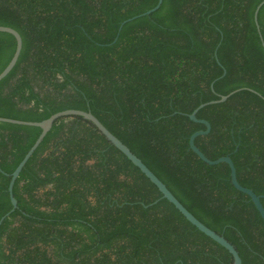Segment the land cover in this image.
<instances>
[{
    "label": "trees",
    "instance_id": "16d2710c",
    "mask_svg": "<svg viewBox=\"0 0 264 264\" xmlns=\"http://www.w3.org/2000/svg\"><path fill=\"white\" fill-rule=\"evenodd\" d=\"M0 0L22 48L0 81V116L91 111L202 223L264 264V4L261 0ZM134 17V18H132ZM132 18L130 20H127ZM127 20L118 33L120 24ZM118 33L117 39L114 41ZM15 38L0 32V72ZM225 72V73H224ZM41 129L0 121V264H232L92 122L57 118L8 193ZM237 147V148H236Z\"/></svg>",
    "mask_w": 264,
    "mask_h": 264
},
{
    "label": "water",
    "instance_id": "95a60500",
    "mask_svg": "<svg viewBox=\"0 0 264 264\" xmlns=\"http://www.w3.org/2000/svg\"><path fill=\"white\" fill-rule=\"evenodd\" d=\"M162 3V0H158L156 5L145 11L144 14H150L152 11L156 10ZM264 4V0H261L255 7L254 13H253V19L254 22L257 26V29H259L258 25V11L260 7ZM134 18V17H132ZM132 18H129L127 20H130ZM123 21L120 24V27L118 29H121L122 25L127 21ZM0 32H7L10 33L14 36L15 41H16V46L14 53L10 59V61L7 63V65L3 68V70L0 72V81L11 71V69L14 67V65L17 62V59L19 57L21 48H22V38L20 33L15 30L14 28L10 26H4L0 25ZM118 33L114 39V41L118 37ZM264 45V42H262ZM225 73V72H224ZM239 89H236L232 92H230L227 95H221L218 99L210 100L204 103L199 104L194 110L189 114V118L195 122L202 123L205 125V129H199L194 131L190 137H189V147L190 149L205 163L209 165H215L220 162H225L229 168H230V181L232 185L239 191L247 194L252 202L254 203L256 209L258 210L261 218L264 220V206L261 202V198L263 195L261 194H256L252 189L245 187L241 185L237 179L236 176V168L235 165L230 157L229 154L220 156L216 159H210L208 158L201 150L200 148L195 144V139L196 137L200 135H204L209 132L210 130V123L205 120L198 118L196 116L198 110L202 108L205 105L208 104H213V103H218V102H223L225 101L231 94L234 92L238 91ZM68 115H77L81 116L84 119L90 121L93 123V125L106 137V139L113 144L117 149H119L135 166H137L148 178L149 180L154 183L159 191L162 193V196L166 198L168 201H170L183 215L184 217L194 226L197 227L202 233L225 247L229 253L232 255V264H242V259L236 249V247L229 242L223 235L217 233L216 231L212 230L208 226H206L204 223H202L199 219H197L174 195L173 193L167 188V186L142 162V160L136 156L129 148L127 145H125L118 137H116L91 111H85L82 109H64L58 112L53 113L50 115L48 118L43 119L41 121H25V120H19V119H13V118H8V117H1L0 116V121L1 122H9V123H14V124H21V125H31V126H37L40 127L41 132L32 144V146L28 149V151L25 153L21 161L18 163V165L15 167V169L9 174V184H8V193L10 197V201L12 204V210H14L17 207V200L13 195V184L15 182V179L19 175L21 169L27 162V160L30 158V156L33 154L34 150L38 147L40 142L42 141L43 137L46 135V133L50 130V128L53 125V122L63 116H68ZM237 148V147H236ZM9 213V212H8ZM6 213L3 215L0 219V222L4 219V217L8 214Z\"/></svg>",
    "mask_w": 264,
    "mask_h": 264
}]
</instances>
